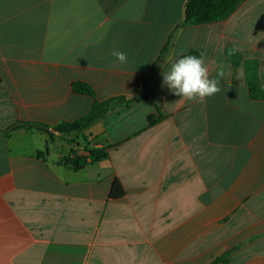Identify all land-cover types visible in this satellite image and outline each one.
I'll return each mask as SVG.
<instances>
[{
	"label": "crops",
	"instance_id": "0c3cea01",
	"mask_svg": "<svg viewBox=\"0 0 264 264\" xmlns=\"http://www.w3.org/2000/svg\"><path fill=\"white\" fill-rule=\"evenodd\" d=\"M188 1L0 0V264H264V0L180 27ZM191 51L220 79L203 103L162 86ZM115 97L78 137L54 130ZM84 137L109 157L64 165Z\"/></svg>",
	"mask_w": 264,
	"mask_h": 264
},
{
	"label": "trees",
	"instance_id": "16d2710c",
	"mask_svg": "<svg viewBox=\"0 0 264 264\" xmlns=\"http://www.w3.org/2000/svg\"><path fill=\"white\" fill-rule=\"evenodd\" d=\"M244 1L246 0H189L186 7V18L180 27L188 25H202L225 20ZM185 55L199 56L200 53L197 51H191ZM254 65H257V63ZM248 83L250 85L251 96L253 99H264V91L259 85L258 75L254 74L253 76H248ZM72 88L73 92L76 94L89 95L92 97L95 96L93 88L83 82L73 83ZM128 103L129 101L124 97H115L107 99L103 102H96L92 110L87 115L75 122L62 123L54 127V130L64 136L75 134L78 137L80 134L88 131L98 120L105 117V115L114 107ZM159 119L161 118L150 116L148 121L149 124L153 126ZM17 128H24L27 130L38 128L47 131L50 134V137H52V132L49 131V126L43 123H18L10 130ZM72 142H76L75 139H73ZM85 150L88 155H79L77 151H72L71 155L64 158L62 163L67 166H72L76 170H80L88 164L103 161L109 157L107 149L89 148V146H86ZM111 194L114 198H119L124 195L122 184L118 180H115L113 183Z\"/></svg>",
	"mask_w": 264,
	"mask_h": 264
},
{
	"label": "clouds",
	"instance_id": "9594fccd",
	"mask_svg": "<svg viewBox=\"0 0 264 264\" xmlns=\"http://www.w3.org/2000/svg\"><path fill=\"white\" fill-rule=\"evenodd\" d=\"M111 55L120 64L127 63V53L113 50ZM203 53L197 55H184L178 58L167 72H163L162 86L176 96L191 102L203 103L205 98L214 96L221 91L220 79L210 78ZM261 78L264 79V68L260 69ZM221 69L218 77H223Z\"/></svg>",
	"mask_w": 264,
	"mask_h": 264
},
{
	"label": "rangeland",
	"instance_id": "374dc122",
	"mask_svg": "<svg viewBox=\"0 0 264 264\" xmlns=\"http://www.w3.org/2000/svg\"><path fill=\"white\" fill-rule=\"evenodd\" d=\"M241 4H242V3H241ZM241 4H240V5H241ZM240 5H239V6H240ZM239 6H238V7H239ZM154 117H155V116H154ZM159 117L162 118L161 116H159ZM155 118H158V117H155ZM50 139L53 140V137H50ZM82 141L84 142L85 146H88V145H86V144H89V143H88V141H87V139H86L85 137H84V139H83ZM84 155H85V154H84Z\"/></svg>",
	"mask_w": 264,
	"mask_h": 264
}]
</instances>
